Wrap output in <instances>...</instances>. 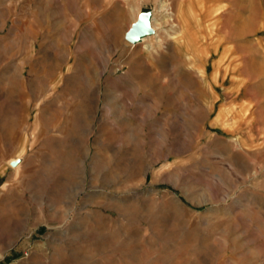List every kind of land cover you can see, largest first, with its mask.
Masks as SVG:
<instances>
[{
    "label": "rangeland",
    "instance_id": "1",
    "mask_svg": "<svg viewBox=\"0 0 264 264\" xmlns=\"http://www.w3.org/2000/svg\"><path fill=\"white\" fill-rule=\"evenodd\" d=\"M0 264H264V0H0Z\"/></svg>",
    "mask_w": 264,
    "mask_h": 264
},
{
    "label": "water",
    "instance_id": "2",
    "mask_svg": "<svg viewBox=\"0 0 264 264\" xmlns=\"http://www.w3.org/2000/svg\"><path fill=\"white\" fill-rule=\"evenodd\" d=\"M151 18V13L140 15L125 32L124 39L131 44H136L144 37L153 34Z\"/></svg>",
    "mask_w": 264,
    "mask_h": 264
},
{
    "label": "bare ground",
    "instance_id": "3",
    "mask_svg": "<svg viewBox=\"0 0 264 264\" xmlns=\"http://www.w3.org/2000/svg\"><path fill=\"white\" fill-rule=\"evenodd\" d=\"M153 21H155V19L154 18H151V22H153ZM247 26V25H246ZM154 30V29H153ZM154 32V31H153ZM243 32V31H242ZM148 36H146V37H144L143 39H145V38H147ZM142 39V40H143ZM141 40V41H142ZM247 71H251L252 70V68H251V62H250V60H249V58L247 57V61H246V68H245Z\"/></svg>",
    "mask_w": 264,
    "mask_h": 264
}]
</instances>
